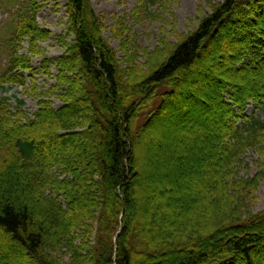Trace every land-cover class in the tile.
<instances>
[{"label": "trees", "instance_id": "16d2710c", "mask_svg": "<svg viewBox=\"0 0 264 264\" xmlns=\"http://www.w3.org/2000/svg\"><path fill=\"white\" fill-rule=\"evenodd\" d=\"M3 1L15 11L2 36L7 63L0 84L26 87L33 58L52 36L37 20L47 0ZM142 1L145 7L159 2ZM68 14L73 38L57 60L56 84L37 93L38 110L31 114L23 99L0 95V243L22 252L17 259L0 251V259L264 264V210L254 211L264 180V119L256 116L264 107V0L216 4L192 33L148 54L145 63L133 54L118 57L91 0H68ZM205 58H223L232 71L228 78L207 72L216 76L212 105L220 109L213 134L184 133L203 135L211 152L195 159L191 178L178 182L180 191L163 178L156 195L148 190L137 204L144 183L134 179L136 148L152 140L160 117L168 108L190 112L196 101L212 110L209 93L191 74ZM245 73L258 75L257 86L245 90ZM54 97L65 105L53 107ZM250 151L261 164L246 178L240 172Z\"/></svg>", "mask_w": 264, "mask_h": 264}, {"label": "rangeland", "instance_id": "374dc122", "mask_svg": "<svg viewBox=\"0 0 264 264\" xmlns=\"http://www.w3.org/2000/svg\"><path fill=\"white\" fill-rule=\"evenodd\" d=\"M18 1L22 3L25 0ZM91 1L96 14L103 21V35L109 39L118 57L122 59L126 53L133 54L136 63H145L148 54L152 55L151 53L154 54L156 50L177 43L181 38L192 33L198 27L200 20L212 11V7L224 0H159L157 4H147L146 7L144 5L146 2L142 0ZM14 11L15 6H7L3 0H0V72L7 63V55L2 53V36ZM69 18L68 0H47L42 3L37 20L40 25L51 31L52 36L42 43L43 55L33 58V69L26 74V87L0 84V95L9 97L13 102L16 98L23 99L26 110L31 114L38 110L41 98L37 93L49 91L56 84L57 60L66 53L65 43L71 42L73 38V36L68 37ZM25 46L27 49L28 44L26 43ZM26 49L24 53H27ZM209 59L205 58L191 74L197 80L196 87L209 93L208 100L212 105L215 101L213 93L216 76L211 77V73L208 75V70L215 69L217 76L221 78H228L230 74L232 76V71L228 69V62L223 58ZM256 76L258 75L242 74L243 80L242 77L240 80L245 90L257 86ZM52 100L56 109L65 105L59 98L54 97ZM195 103L194 107L189 106L192 110L187 113L182 107L175 112L168 108L164 116L160 117L158 127L154 129L156 133L152 134V140L147 139L136 148L138 172L134 179L144 183L137 189L135 198L137 204L145 202L144 195L148 190L150 197L154 193L156 195L159 186L163 184V178L172 183L175 191H180L181 186L178 182L181 178L183 180L191 178V173L196 170L195 159H202L210 154L212 144L210 141L207 142L203 135L198 136L194 133L196 135L188 136L184 133L198 130L205 134H213L212 130L215 126L213 119L220 109L219 106L214 105L212 110L202 109L203 105L199 101ZM254 110L255 104L251 103L246 113L251 115ZM256 116L264 119V107L257 110ZM148 163H152V168ZM260 164L258 153L248 152L242 163L240 176L252 178L260 170ZM151 174H155L153 184L149 182L148 176ZM255 201L254 211L264 210V180L259 182ZM0 251L9 252L10 257L17 259L22 255L21 251L11 250L1 243ZM259 255L264 256V248ZM3 261L1 258L0 264H6Z\"/></svg>", "mask_w": 264, "mask_h": 264}]
</instances>
